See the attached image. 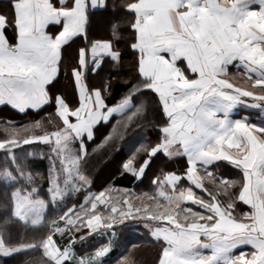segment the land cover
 Masks as SVG:
<instances>
[{"label": "snow or ice", "instance_id": "6c2138e0", "mask_svg": "<svg viewBox=\"0 0 264 264\" xmlns=\"http://www.w3.org/2000/svg\"><path fill=\"white\" fill-rule=\"evenodd\" d=\"M107 7V0H59L58 5L53 0H11L17 43H7L9 17L0 12V102L20 112L47 103L59 49L77 36L87 41L92 12ZM118 7L129 14L121 17L131 30L128 47L135 56L138 84L117 103L106 104L108 83L103 92L89 91L84 83L88 52L81 48L78 67L72 68L78 105L70 107L57 96L55 113L47 118L50 128L41 121L5 128L0 139V151L7 153L0 164V257L38 253V261L26 264H102L111 243L83 256L76 255L73 245L125 221L139 220L158 248L155 264H264V127L248 123L247 118L229 119L237 104L264 107V0H121ZM116 8L113 4V11ZM100 23L112 26L111 39L93 41L90 52L118 61L115 41L123 38L119 20ZM49 24L62 27L52 36L46 31ZM230 65L244 86L228 79ZM140 90L155 94L166 123L159 127L158 143L140 148V153H147L144 164L135 167L128 161L123 170L140 179L148 158L158 152L169 159L184 156L186 167L162 171L153 180L152 192L138 195L123 189L121 203L100 191L46 222L48 201L39 195L37 176L28 163L33 153L18 155L14 150L48 146L51 202L68 192L87 190L91 178L83 138L91 140L93 127L123 113L130 96ZM143 112L141 104L118 119L93 152L118 141ZM76 141L78 152L71 147ZM218 161L237 169L238 178L210 171ZM142 198L154 203L136 207L133 200ZM45 224L46 230L36 239L12 235L14 227L39 231ZM238 248L246 250L237 253ZM115 264L135 262L123 255Z\"/></svg>", "mask_w": 264, "mask_h": 264}, {"label": "trees", "instance_id": "16d2710c", "mask_svg": "<svg viewBox=\"0 0 264 264\" xmlns=\"http://www.w3.org/2000/svg\"><path fill=\"white\" fill-rule=\"evenodd\" d=\"M107 2V8L92 12L93 22L88 29V39H111V34L108 29L112 26H104L100 22L101 20L118 19L120 33L123 38L115 41V47L120 51V58L115 62L107 59L103 60L100 62L93 75H91V69L85 72L84 82L86 85L90 84L91 86H96L95 84H91L94 82V78H96L95 81L102 86V92L105 84L108 83L110 86L108 94L105 95V102L108 105H112L117 103L123 96L130 93L133 87L138 84L139 76L135 70V56L128 47V41L131 39V30L128 27L127 20L121 17L129 14L123 9H119L118 6L121 3V0H107ZM113 4L117 5L115 11H113ZM96 20H98L97 23H95ZM9 23V26L11 27L10 20ZM8 32V37L10 38L11 32ZM68 62L69 60L67 63ZM67 63L65 61V66ZM61 68L62 65L60 66V69ZM240 80L241 77L238 76V81L231 82L237 84V86H244L243 81L241 83ZM124 81H127V83ZM59 85L60 87H63L62 83L58 84V86ZM130 100L133 102V107L128 111L126 116L131 115L135 111V108L141 104L144 106V112L138 120L134 119L130 123V126L125 130L124 135L118 141H110L106 146L99 148L95 153L93 152V149L97 148V146L101 144V141L108 136L113 125L117 124V120L121 119L114 118L109 123L96 128L94 138L85 144V150L88 153L85 167L87 174L91 178V185L88 189H92L94 192H100L105 189L106 198L110 197L112 200L119 199L121 203L123 194L115 189V187L118 186H115L114 184L112 185V189L107 191L109 181H111V178L118 171V164L124 161H132L136 166L144 164L147 153H140V148H146L158 143L159 127L162 126L163 123H166V118L163 117L162 109L154 93L147 90L136 91L130 96ZM256 114V112L247 113L246 116L248 117V121L258 123L264 127V117L258 118ZM126 116H123L122 118ZM29 117V119L15 122L13 124L20 127L38 119L36 115H29ZM41 122L45 127H51V125L47 123V118L41 119ZM10 124L11 123L0 122V139L4 137L5 128ZM121 131L123 132V129H121ZM29 151L33 153V156L29 158L28 163L33 173L37 176V183L40 185L39 195L45 201H48L44 218L46 222H49L57 218L59 215H62L69 208H72L73 205L77 206L79 199L77 198L75 200V198L68 197L58 207H52L47 194V178L49 175V161L47 159V153L49 148L47 145H25L22 148L14 150V152L18 155H26ZM158 153L156 154V157L152 158L150 166L145 172V177L142 179V183H145V187L143 188L145 190L142 189L140 192H136L138 195L144 192H152L155 187L150 186V183L154 175H158V172L155 173L156 167L154 164L155 161L159 162L161 159V156ZM6 155V152L0 151V164L3 163ZM209 170L213 171L218 177L237 179L239 176L238 170L224 161L214 163ZM125 181L126 180H122L120 183H124ZM116 183H119V181L116 180ZM209 187H211V185H209ZM132 188L133 186L131 185V189ZM194 191L197 195H202L199 189H194ZM84 192L88 193V190H84ZM0 198H2V193H0ZM133 203L136 207H140L142 209L145 204L154 202L149 201L147 198H142L133 200ZM185 206L195 208L194 205L190 204H186ZM99 207L103 210L102 205ZM243 207L247 210V206ZM45 230L46 224L44 228H41L39 231H33L30 227L27 230L23 227H14L12 228V235L15 239L26 237L27 239L32 240L38 238ZM84 231L87 230L85 229ZM111 231L115 233V236H113L114 246L119 247L120 252L119 256L108 264H115V261L123 255L128 256L135 262V264H155L158 248L155 241L150 237L149 231L144 226L143 221L128 220L118 226H114ZM81 234L82 233H77L76 235L79 237ZM94 238V235L87 236L85 238V243L91 242ZM96 246L97 244L94 246L88 245V248L93 251ZM38 259V253H17L9 257H0V264H26V262L29 261H38Z\"/></svg>", "mask_w": 264, "mask_h": 264}, {"label": "crops", "instance_id": "0c3cea01", "mask_svg": "<svg viewBox=\"0 0 264 264\" xmlns=\"http://www.w3.org/2000/svg\"><path fill=\"white\" fill-rule=\"evenodd\" d=\"M53 3L58 5L59 0H53ZM99 10H101V9L98 8L95 11H99ZM0 12L7 14L9 17V20L11 21V18H12L11 0H0ZM97 22H98V20H96L95 23H97ZM2 23H3V21L0 20V24H2ZM61 27H62V24H49L47 26L46 31L48 32V34L54 36L60 30ZM8 31L11 32V36H10L11 40L8 37V33H9ZM5 36L7 37V43L9 45H15L17 43V37H16V32H15L14 27L9 26L5 32ZM98 40H107V39H98ZM93 41H97V40L87 39V41H85V39L83 37L77 36V37L73 38L72 40H70L68 43L64 44L59 49V59L57 61V69H58L57 74L52 79V82L47 85V91H48V97H49L48 102L41 105L36 110L26 109L24 112H20V111L16 110L15 108L11 107L9 104H7L5 102H0V122L2 121V123L7 122V123L13 124L15 122H20L22 120L29 119L30 118L29 115H36V117H38V119H36L35 121H41L42 118L43 119L48 118L49 115L55 113L56 97L57 96L62 97L64 99V101L70 107L78 105L79 99L77 96L76 84L73 80L72 68L78 67L77 61L79 59V50L81 48H84L88 52V55L86 57L85 70L83 73V79L85 76V72H87L90 69L92 70L91 75H93L95 73L96 69L98 68L100 62H102L103 60H106V59L112 60L111 57L107 56V55H92L90 52V45ZM68 60H69V62L67 63ZM65 61L67 63L66 66H65ZM61 65H62V68L60 69ZM93 69H95V71ZM229 72H231V75L228 77V79H230V81L236 82V81H238V76L241 77L240 73L237 72V69L234 66H231V65L229 66ZM232 76H233V78H232ZM95 79L96 78H94V82L91 84H95L96 86H91L90 84H88L89 86L86 85L88 90L91 91L92 89H100L102 91V86L99 83H97L95 81ZM240 81L242 83V80H240ZM60 83L63 84V87H60V85L58 86V84H60ZM248 105H250V104H237V105L233 106L229 112V119L235 121V120L247 118L248 123H253V124H256L257 126L263 127L262 125H260L258 123L249 122L248 117L246 115L249 112H256L257 113L256 115L258 118L264 117V112H262L260 110V108H264V107H261V106H255L254 107L253 106L254 109L252 110V108H249ZM132 107H133V102L130 100V106L128 108H126L123 113L113 114L111 117H109V120L107 122H104L103 120L99 121L93 127L92 139L94 138V132H95L96 128H98L101 125H105V124L109 123L114 118H122L123 116H126L128 111ZM35 121H32V122H35ZM91 140H89L85 136L83 138L84 146L87 142H90ZM71 147H72V150L74 152H78L79 148H80V142L79 141L73 142ZM158 154L161 156V159L159 158L160 159L159 162H157V161L154 162L155 167H156L155 173L158 172V175L157 176L154 175L153 179H151L150 186H153V187L155 186L153 184V180L156 179L161 174L162 171L163 172L182 171L186 167V158L182 155L175 156V157L169 159L162 152H159ZM156 156L157 155L148 158V163L145 165L144 173L141 175L140 179H138V180L134 176H132L130 173H127L126 171L123 170V165L127 161H124V162L118 164V166H117L118 171L111 178V181H109L107 191H110L112 189V185L115 184V186H118V187H115V189L120 190L118 192H122V194H123V191H122L123 189H130L134 192H140L145 187V183L144 182L142 183V179H144V177H145V172L147 171V168L150 166L152 158H154ZM48 164H49V162H48ZM212 165H210L209 168ZM134 166L139 167L136 165H134ZM116 180H118L119 183H116ZM122 180H126V181L124 183H120V181H122ZM112 182H114V183H112ZM185 184H186V182H185ZM131 185L133 186L132 189H131ZM89 188H90V186H89ZM87 190H88V193H85L83 189L81 191H78L75 193L68 192L60 200V202L62 204L68 197L75 198V200L78 198L79 203L77 202L78 205L76 206V207H78L80 203L84 202L86 196L97 195L99 193V192H94L92 189H87ZM104 190L105 189H103L102 191H104ZM143 190H145V189H143ZM47 194H48V192H47ZM48 197H49V195H48ZM73 218H75V217L73 216ZM112 233H113V231H111V230L94 233L92 235H94L95 238L91 242L85 243V239L78 240V242L73 245V251L76 253V255L83 256L86 253H90V252L95 251L96 248L100 247L103 244L111 243L112 244V250L109 252V254L105 258H103V262H102V264H108L109 262L114 261V259L117 256H119V252H120L119 247L114 246L115 245L113 242L114 237H113ZM56 238L59 240V237H56ZM65 241H67V237H65ZM96 244H97V246L93 251H91L90 248H88V245L94 246ZM241 250H246V249L245 248H238L235 250V252L238 253Z\"/></svg>", "mask_w": 264, "mask_h": 264}, {"label": "rangeland", "instance_id": "374dc122", "mask_svg": "<svg viewBox=\"0 0 264 264\" xmlns=\"http://www.w3.org/2000/svg\"><path fill=\"white\" fill-rule=\"evenodd\" d=\"M249 104H250V105H248L249 108H252V110H253L255 106L253 107V106H251V103H249ZM261 107H262V106H261ZM260 110H261L262 112H264V108H260ZM50 202H51V201H50ZM60 204H61L60 200H58V201L55 202V203L51 202V205H52V207H54V208L58 207Z\"/></svg>", "mask_w": 264, "mask_h": 264}]
</instances>
